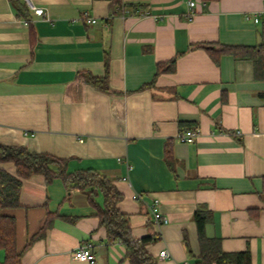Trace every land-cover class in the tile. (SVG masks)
I'll list each match as a JSON object with an SVG mask.
<instances>
[{"label":"crops","instance_id":"crops-1","mask_svg":"<svg viewBox=\"0 0 264 264\" xmlns=\"http://www.w3.org/2000/svg\"><path fill=\"white\" fill-rule=\"evenodd\" d=\"M29 1L47 16L30 10L29 23L0 0V145L109 178L133 237L156 238L147 251L158 264L199 259L198 209L212 213L206 235L224 252L264 264V78L251 60L207 49L264 44V0ZM174 59L173 71L159 73ZM85 74L107 83L97 88ZM188 130L196 140L180 142ZM152 200L167 224L155 222ZM20 202L4 213L16 219L21 264H90L74 257L83 246L96 264H131L87 191L34 175Z\"/></svg>","mask_w":264,"mask_h":264},{"label":"trees","instance_id":"trees-1","mask_svg":"<svg viewBox=\"0 0 264 264\" xmlns=\"http://www.w3.org/2000/svg\"><path fill=\"white\" fill-rule=\"evenodd\" d=\"M20 18H25L30 23V9L22 0H11ZM120 4L121 0H114ZM209 3L214 0H203ZM29 18V19H28ZM204 47H206L204 45ZM212 53L231 55L236 59L251 60L254 63L255 75L264 78V44L259 46H226L221 45L217 50L207 48ZM176 61L172 60L170 67L164 69L159 65V73L173 71ZM84 78L90 84L102 89L107 83V76L97 77L85 74ZM103 89L108 91V87ZM0 163H11L16 168L12 174L0 168V250L5 253L4 264H21L23 251L17 248V223L14 217L5 215V210L21 206L20 195L23 181L34 175H42L47 183L60 178L69 188L84 190L89 193V202L97 209V216L101 224L107 229L111 242L120 243L125 249V257L131 264H158L157 260L149 254L147 246L155 242L154 236L135 239L130 228L129 218L123 214L118 204L123 195L117 190L112 181L95 170L78 171L69 173L68 160L60 159L46 153H33L21 146L0 145ZM98 198L103 199V204L98 203ZM212 213L198 209L194 220L198 227L201 244V255L194 264H251L249 252L226 253L221 248L219 238H210L206 235V225L212 220ZM51 225L48 221L42 232L37 237L43 236L45 230ZM34 237L25 247H30L37 238ZM185 247L191 253L189 244L185 240Z\"/></svg>","mask_w":264,"mask_h":264},{"label":"built area","instance_id":"built-area-1","mask_svg":"<svg viewBox=\"0 0 264 264\" xmlns=\"http://www.w3.org/2000/svg\"><path fill=\"white\" fill-rule=\"evenodd\" d=\"M25 2L27 4V6L29 7V9L31 11H33L35 16H37V17H46L47 16L46 11L43 8L35 7L29 0H25ZM190 6L194 7L195 3L191 2ZM84 21L87 24H96L97 23V20L94 18H90L87 13L84 14ZM255 21L258 22L259 19H256ZM198 135L199 134L197 131L188 130V131H185L179 135V141L182 143L190 144L196 140ZM134 199H142V196H140L139 194H136L134 196ZM149 209H150V211L154 217V220L157 224L164 225V224H167L169 222V220L165 216H163L161 208H160V203L158 200H152V202L149 204ZM160 256L162 258H167L170 256V253L168 252V250H163V251H161ZM74 257H75V259H78V260L88 261L90 264H96V259H95L94 254L90 250V246H83V247L79 248L74 253Z\"/></svg>","mask_w":264,"mask_h":264}]
</instances>
